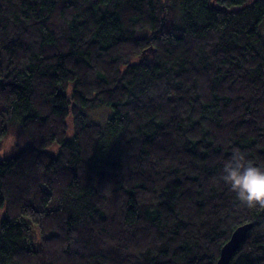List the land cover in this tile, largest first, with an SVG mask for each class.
I'll return each mask as SVG.
<instances>
[{"label":"trees","instance_id":"obj_1","mask_svg":"<svg viewBox=\"0 0 264 264\" xmlns=\"http://www.w3.org/2000/svg\"><path fill=\"white\" fill-rule=\"evenodd\" d=\"M263 18L264 0H0V140L15 121L30 142L0 159V264H214L243 223L228 264H264V207L221 179L237 149L264 166Z\"/></svg>","mask_w":264,"mask_h":264},{"label":"clouds","instance_id":"obj_2","mask_svg":"<svg viewBox=\"0 0 264 264\" xmlns=\"http://www.w3.org/2000/svg\"><path fill=\"white\" fill-rule=\"evenodd\" d=\"M221 179L230 187L238 203L264 207V166L242 151L234 150L224 160Z\"/></svg>","mask_w":264,"mask_h":264},{"label":"rangeland","instance_id":"obj_3","mask_svg":"<svg viewBox=\"0 0 264 264\" xmlns=\"http://www.w3.org/2000/svg\"><path fill=\"white\" fill-rule=\"evenodd\" d=\"M263 22H264V18L260 22L259 28ZM263 29H264V23H263ZM85 113L87 114V117L90 121L98 123L100 125H104L110 113V108L105 105H100L94 108L85 109ZM29 143H30L29 139L21 134L18 124L15 121H12L8 126L7 134L4 135L0 140V159L9 157L11 154V149L14 145L24 146V145H28ZM47 149L50 153L55 154L56 145L52 144ZM1 215L2 212L0 209V217ZM30 226L34 231L35 230L34 225L31 224ZM36 233H38V231H36Z\"/></svg>","mask_w":264,"mask_h":264},{"label":"water","instance_id":"obj_4","mask_svg":"<svg viewBox=\"0 0 264 264\" xmlns=\"http://www.w3.org/2000/svg\"><path fill=\"white\" fill-rule=\"evenodd\" d=\"M251 223H243L236 226L230 233L228 239L219 249L218 257L214 264H228L231 256L237 250L238 246L244 240Z\"/></svg>","mask_w":264,"mask_h":264}]
</instances>
